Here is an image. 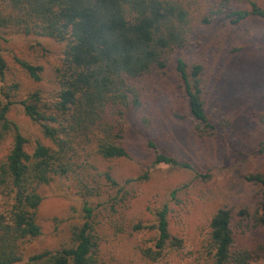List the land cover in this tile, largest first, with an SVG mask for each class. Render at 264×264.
<instances>
[{"label": "trees", "instance_id": "obj_1", "mask_svg": "<svg viewBox=\"0 0 264 264\" xmlns=\"http://www.w3.org/2000/svg\"><path fill=\"white\" fill-rule=\"evenodd\" d=\"M252 18L264 19V7L256 0H206L204 4L203 0H0V39L22 34L63 43L52 97L40 88L22 96L18 81L0 88V143L8 136L13 139L6 159L0 161V195L5 197L0 208V264H102L89 203L111 195L120 182L110 170L99 171L94 160L130 157L124 127L125 121L131 126V114L151 134L150 94L173 54L195 44L205 26L220 21L239 27ZM17 60L34 81L42 80L41 65ZM6 70L0 56V81L5 80ZM203 71V64L177 58L188 116L201 137L216 135L218 125L229 126L222 123V115L216 119L209 112ZM16 104L40 125L51 145L37 140L29 150L28 137L10 116ZM255 122L257 154L263 155L261 113ZM146 146L153 154L152 164L188 169L200 176L192 162L167 152L150 135ZM70 176L77 178V194L84 199V221L73 226L68 244L26 254L25 241L42 234L38 217L45 199L42 187ZM245 179L261 187L260 197L255 211L245 207L238 216L256 228L264 227V173L249 172ZM168 212L164 205L155 211L154 224L136 222L130 227L131 233L156 231L155 244L138 246L152 261L181 252L183 240L171 233ZM234 218L226 206L211 216L204 264H253L261 256L264 241L246 243L237 238Z\"/></svg>", "mask_w": 264, "mask_h": 264}, {"label": "rangeland", "instance_id": "obj_2", "mask_svg": "<svg viewBox=\"0 0 264 264\" xmlns=\"http://www.w3.org/2000/svg\"><path fill=\"white\" fill-rule=\"evenodd\" d=\"M256 1L264 7V0ZM196 40L189 49L173 54L166 72L157 77L148 110L154 116L151 134L142 130L131 114V126L125 121L124 127V144L130 157L94 160L99 171L110 170L120 182L110 190L111 195L95 197L89 203L94 210L91 221L102 264H204L210 218L224 206L233 212L237 238L246 243L264 241V227L256 228L250 220L238 216L245 207L255 211L260 197L261 187L247 181L245 174L264 173V154H257L255 122L257 114L264 117V19L252 18L239 27L216 21L202 28ZM62 51L63 43L41 36L10 34L0 39V56L7 64L0 88L18 81L22 96L40 88L52 97ZM179 56L203 64L209 112L216 119L222 115V123H229L227 128L218 125L220 130L214 136L201 137L195 132L177 72ZM18 58L41 65L42 80L34 81ZM10 116L28 137L29 150L37 140L51 145L21 105L16 104ZM149 135L167 152L192 162L200 176L192 170L152 164L153 154L146 146ZM12 143L11 136L0 143V161L6 159ZM77 184V178L70 176L42 187L45 199L38 210L42 234L25 241L26 254L70 242L73 226L84 221V199L77 194ZM4 200L0 195V208ZM164 205L169 207L171 233L181 238L183 245L180 254L173 252L161 261H152L138 246L155 244L156 231L131 233L130 227L136 222L154 224L155 211ZM253 264H264V251Z\"/></svg>", "mask_w": 264, "mask_h": 264}]
</instances>
